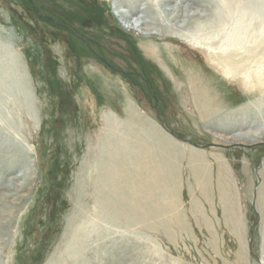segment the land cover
Listing matches in <instances>:
<instances>
[{
	"label": "rangeland",
	"instance_id": "rangeland-1",
	"mask_svg": "<svg viewBox=\"0 0 264 264\" xmlns=\"http://www.w3.org/2000/svg\"><path fill=\"white\" fill-rule=\"evenodd\" d=\"M250 12L224 76L223 48L128 29L113 0H0V175L29 174L0 187V264H264V133L235 138L264 126ZM178 62L222 111L200 114Z\"/></svg>",
	"mask_w": 264,
	"mask_h": 264
},
{
	"label": "bare ground",
	"instance_id": "bare-ground-1",
	"mask_svg": "<svg viewBox=\"0 0 264 264\" xmlns=\"http://www.w3.org/2000/svg\"><path fill=\"white\" fill-rule=\"evenodd\" d=\"M126 1L128 0H113L115 13L118 15L120 21L123 23L125 22V24L128 25V29L142 32L145 36L152 39L160 33L165 35L173 34L171 37L172 40L185 41L192 47L205 49L210 47L223 48L225 51H223V55H220V57L218 55L209 54L207 55V58L208 61H211L216 65L219 63L224 64V67L218 68V73L220 72L224 76H231L232 73L238 74L239 70L234 66L237 52L233 51L232 47H241L248 43L247 40L244 39V36L247 34L249 35L250 27L245 20L246 18H253L254 14L250 11L254 4H256L257 9L264 7V0H146L144 3H134L133 9L129 10L126 6ZM165 46L171 48V44L166 43ZM229 48H231L233 52L228 51L231 50ZM157 54L160 55V58L164 57V59H166L165 57H168L164 56L166 54L160 50ZM169 56L170 59H172L171 57L174 55L170 54ZM175 65L176 67L174 68V71H179L183 74L184 78H188V86L191 95H193L194 105L201 112L200 114L203 117L223 110L221 104L225 102L226 97L224 98L221 92L216 90L217 85L215 84L214 86L212 80L208 79L207 76L200 71L191 69L188 66H182L179 62ZM250 83L252 82L250 81ZM183 90L184 89H182L181 92H184ZM150 128V135L155 137V134L158 132L155 131L151 125ZM263 130L264 126H261L259 131L256 132L247 131L237 133L235 134V138L255 143L261 136H263ZM162 135H158V138L168 140ZM6 139L7 138H5L4 135L0 134V141L4 140L6 142ZM202 159L203 158H198L197 161H204V159ZM216 159L220 168H226V164H224L218 157ZM205 163V167L208 168ZM195 164L197 166L195 165L193 168L197 171L203 169L200 163ZM14 167L15 166H11V171L9 170L13 176L4 177V175H0V187L3 184H7L8 186L6 187L9 188L13 183L15 184L16 181H20L17 185L21 187L27 185L29 178L28 170H20L15 173V169H13ZM205 172L207 171L205 170ZM201 173L203 174V171Z\"/></svg>",
	"mask_w": 264,
	"mask_h": 264
}]
</instances>
